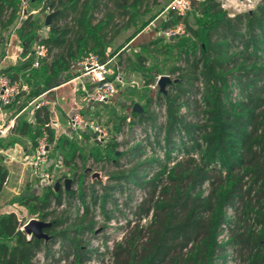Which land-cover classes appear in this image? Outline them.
Masks as SVG:
<instances>
[{
	"label": "trees",
	"instance_id": "16d2710c",
	"mask_svg": "<svg viewBox=\"0 0 264 264\" xmlns=\"http://www.w3.org/2000/svg\"><path fill=\"white\" fill-rule=\"evenodd\" d=\"M150 2L28 0L29 7L45 14L44 19L57 12L46 37L39 41L47 50L46 58L32 67V46L41 25L29 14L16 31L27 59L1 73L12 81H19L21 74L33 95L44 93L60 79L61 83L71 79V68L87 56L93 54L106 62V50L121 32L136 27L134 35L140 33L148 22L137 27V21ZM22 4L21 0H0V44L20 17ZM191 5L193 25L172 13L162 24V31L179 24L184 29L180 40H175L178 36L167 39L176 51L177 63L169 72L176 76L175 82L166 87L165 94L158 93L156 102L165 108V122L157 123L152 96L146 99L142 114L131 111L137 123L155 129L152 143L164 151L165 160L144 159L147 148L153 149L149 141L124 153L116 152L110 143L93 144L90 160L110 169V185L101 186L99 197L94 189L97 182L89 192L83 188L89 173L79 174L81 156L74 144L55 138L47 108L35 110L33 124L17 120L13 132L28 138L33 146L43 131L47 133L51 155L63 157L72 184H79L77 191L65 194L71 202L78 200L84 211L73 218L56 215L63 191L55 192L51 186H45L42 194L28 196L21 206L49 223L44 230L48 241L28 239L20 229L25 222L15 213L0 214V264H33L42 251L48 259L50 246L57 241L63 248L61 258L68 264H86L91 256L89 235L95 236L93 210L98 204L106 223L114 215L122 216L123 209L132 212L133 219L122 227L124 236L114 245L109 264H215L224 258L228 245L241 264H264V0L254 10L233 16L217 0H192ZM234 49L239 52L233 54ZM137 60L139 65L146 61L140 56ZM120 122L119 126L125 118ZM173 152L181 157L169 167ZM7 176L0 158V189ZM65 178L69 176L59 172L57 181ZM137 190L145 196L131 208ZM53 203L55 210L50 211ZM227 210L233 212L231 220ZM223 226L228 240L219 244Z\"/></svg>",
	"mask_w": 264,
	"mask_h": 264
},
{
	"label": "rangeland",
	"instance_id": "374dc122",
	"mask_svg": "<svg viewBox=\"0 0 264 264\" xmlns=\"http://www.w3.org/2000/svg\"><path fill=\"white\" fill-rule=\"evenodd\" d=\"M21 1L23 3L21 9L23 8L22 10H24L27 15L31 14L42 27V25H44L45 14L40 13V10H35V8L29 7V4L27 3L28 0ZM171 1L172 0H151L146 14L140 17L137 21V27H139L143 22H148V25H146L139 34L144 33L145 36V29H147V27L150 28L146 33L147 37H144L141 43L133 46L128 45V47H126V43L131 37L134 36L136 32L135 27L121 32L112 41L108 50H106V53L108 55L107 61L109 62L108 69L110 72V78L119 75L123 79L124 85L117 86V95L107 104L99 106L97 109V113H94L93 117L110 132V135L112 137V141L110 143L111 147L119 153L125 152L128 141H130V131H132V129L137 126V120L131 117V111H133V107L135 105H138L143 110V108H145L146 99L148 98V96H152L154 100V103H152L154 106L152 107L156 109V102L159 93V87L157 85L155 87L157 79L161 76H170L171 78L172 74H170L169 72L171 68L177 63L176 51L171 50L170 46L167 44V38L160 35V33L162 32V24L167 20L169 14L166 8ZM260 1L261 0H220L218 2H220L221 7L226 10L229 16H233L238 13H244L254 10V8L259 5ZM24 18L25 17L21 16L18 18V21L10 29L12 30V33L15 31V29L18 28L19 21ZM183 18H185L189 22V24H194L192 7L191 11L188 12ZM177 36L178 37L175 39L176 41L183 38V34H179ZM175 37L176 36H174L173 38ZM173 38H171L170 40H172ZM156 41L157 43L150 45L151 42ZM120 46H124V48L121 49L116 55L111 56V54L118 51V48H120ZM238 52V49H234L232 51L233 54H237ZM119 53H121V56L118 58ZM138 56H140V58L146 59V61L143 64L139 65L137 60ZM119 62H121V65H119ZM177 65H180V63ZM151 80H153L154 82L148 85L147 82ZM19 81L25 86L26 89L22 92L20 98L13 102V104L10 106V109H17V111L21 110V108L25 106L27 102L31 101L32 99H36L35 95H33L34 92L32 91L31 87L27 85L26 78L23 77ZM165 91H168V89L166 88ZM122 118H125V120L129 119L130 123L125 122L124 124L119 126L121 123L120 119ZM123 130L127 131L124 134L123 139L119 141L118 136ZM11 137L12 136H7L6 138L1 139L0 146L2 142L4 145L11 146L13 142L17 141L16 139ZM70 137L71 143L74 144L77 152L81 156V159L78 161L77 165L79 174H82L84 170L86 171V169L88 170L89 175L84 179L83 188H85V190L89 192L91 190L89 177H91L93 170L103 172L104 175L107 176V174L110 173L109 166L92 163L88 155L90 149L94 145L89 137H82L81 139H79L74 134H72ZM157 156L160 158L159 155ZM5 157L6 155L4 156V158ZM158 157H154L152 155L146 160H160ZM163 160H165V157H163ZM4 165L6 164L4 163ZM10 171H12L11 167ZM65 174H67L69 176V179H71V173ZM17 178L18 176L16 174H13L6 188L0 192V203L3 204L5 210H13L17 214V216L25 223L31 219L38 220L36 219L35 215L30 214L28 209L21 207L20 203L28 196L42 194L45 186L40 182V180H36L34 178L25 177L21 182H19ZM105 184L110 185L108 179L106 180ZM74 185V188H79L78 183H75ZM63 203L64 208L59 207V209H56V215H59V213H65V215L71 216L73 218V216L77 214L76 205L71 201L66 200L63 201ZM52 210H55V207H51L50 211ZM99 214L96 213L95 210V216L97 220L95 227L98 230L95 237L91 238L89 240L90 242L88 243L90 244L91 248H93V246L96 247L97 245L98 247L106 250L107 243H105V239H119V237L121 236L122 224L124 223V221L129 220L130 217H127V214L123 213L124 216L121 217L119 215L118 217L121 218L114 223L113 227H109L101 217V209ZM98 216L101 217V220L97 218ZM227 218L229 220L233 218L232 210H227ZM218 236H221L222 244L227 242V240L225 241L226 238L225 235H223V232L219 233ZM50 251V255H54V253H52V247L50 248ZM91 257H93V255ZM93 258L95 262L93 261L91 262V264H97L98 262H100L99 264H103V262L101 263V261L102 259H105L103 255L97 254ZM37 262L38 260H35L34 264H36ZM223 262H225L224 264H241V260L238 254L230 245L227 246L224 258L217 259L215 261V264H223Z\"/></svg>",
	"mask_w": 264,
	"mask_h": 264
},
{
	"label": "built area",
	"instance_id": "2783aa9c",
	"mask_svg": "<svg viewBox=\"0 0 264 264\" xmlns=\"http://www.w3.org/2000/svg\"><path fill=\"white\" fill-rule=\"evenodd\" d=\"M191 2H192V0H172L168 4L166 10L169 13L174 14L175 16L183 18L186 16V14L188 12L191 11V7H192ZM22 9L20 11V16L26 18L27 14ZM183 33H184L183 26L181 24H179L178 26H176L174 28H170V29H166V30L162 31L160 33V35H162L163 37H165L167 39L168 38L171 39L174 36H177V35L183 34ZM46 54H47V50H46L45 46L38 44L34 50V62H33L32 67L37 68L39 66L40 61L46 58ZM108 63H109L108 61L102 62L98 56L91 54V55L87 56L86 58H84L82 61H79L75 64L76 67H78L79 71H80L79 75L77 77V79H79V81H80L79 82L80 90L83 93L84 101L86 102L87 108L89 109L90 113L92 112V110L94 108H96L98 106L105 105L109 101H111V99H113L118 93L117 86H119V85L123 86L124 85V81L119 75H116L112 80H110V72L108 69ZM166 77H168L170 80L172 78L171 81H174L176 78L175 75H172L171 78H170V76H166ZM159 78L160 77H158V79ZM158 79H157V81H158ZM156 85H157V82L155 84V87H156ZM25 89H26L25 86L20 81H12L7 75L0 72V105L1 106H3V107L11 106L13 104V102H15L17 99L20 98L22 92ZM48 91H50V90H48ZM48 91H46V92H48ZM37 100H38V98L33 99L29 102V106H31V107L33 106L32 107L33 111L38 110L39 108H42V107H46L48 105V102L45 100H41L38 103L36 102ZM156 107H157L156 109L153 108V111L157 115V123L162 124L165 122V108L160 107V106L159 107L156 106ZM181 113H184L183 109L181 110ZM126 122L130 123V120L126 119ZM136 124H137V126L135 128H133L132 131H130L131 132L130 134L133 137L130 136V141H128L129 144L126 146L125 150L132 147V145L134 146L136 144H140V145L145 146L146 141H149L150 143H152L154 141V134H155L154 128H151L146 123L139 124L136 122ZM67 125H68V128H69L71 134L76 135L79 139H81L83 137V135L87 134L91 138H92V136H95L96 142L93 138H92V141L98 145H104L107 143H111V141H112V137L110 135V132L107 130V128L103 127L96 119H94L92 114H87V115H84L81 113L72 114L68 118ZM126 131L127 130H125V131L123 130L120 133V135L118 136L119 141H121L123 139V136L126 133ZM5 133H6V129L5 130L0 129V136L5 135ZM151 146L153 147V149H150L151 147L147 148L148 153L146 156H144V159L148 158L152 155L154 157H158L157 155H159L160 158L159 157L158 158L160 160L161 159L163 160L164 151L161 150V148H159V147H155L153 143ZM49 154H50V152H49V142H48L47 133L45 131H43L42 135L39 138H37V140H36L33 155L30 158H24V161L27 164V166L29 167L32 176L34 178L40 180V182L43 183L44 185L51 186V188L55 191V184L56 183L59 184V188L55 192H58L60 189L63 191L62 205L60 206V208H64L63 201H65V200L69 201L66 194H65V192L67 191L65 189V181L67 179H63L61 183H59L57 181V177H58L59 172H61L64 169L63 157L62 156L56 157L54 159L53 163L50 165ZM180 157H181V155L179 153L173 152L171 154V159L169 161V167L173 166L175 164V160L179 159ZM49 165L51 166L50 169H49ZM86 171H87V169H86ZM93 173H99L100 177L105 179L104 182H98L96 180H92L91 177H89L90 185L93 182L98 183V184L94 185L95 194L97 196L101 197L102 196V187L101 186L106 185L105 183L107 180V176H105L103 172L96 171V170H93ZM73 185L74 184H72V180H71L70 189L77 191V188H74L75 185L74 186ZM144 196H145L144 192L137 190L135 193L134 201H133V203L130 204V207L134 208L138 203H140L142 201ZM72 203L75 204L77 207V214L82 215L84 208L79 203V201L74 200V201H72ZM52 207H55L54 203H53ZM121 207L122 206L120 205L119 208H121ZM99 208H100L99 204L94 207V210H93L94 216H95V210H96V213H98V214L100 213ZM105 208H106V210H110L111 209L110 204H107L105 206ZM56 209H59V207ZM123 213H126L127 217H130V218H129V220L124 221V223L122 224V227L126 224L127 221H131L133 219L132 218V212L130 209H123ZM123 216H124V214L121 217H123ZM101 217H102V215H101ZM101 217L98 216L97 218L101 220ZM121 217H118V215H114V217L111 218V220L107 222V225L109 227H113L114 223L116 221H118ZM102 219H103V217H102ZM94 220L97 223L96 216H95ZM123 220H125V219H123ZM28 222H26L20 228L22 231H24V227ZM142 223L145 224V219L142 220ZM97 230L98 229H96V227H95V235L97 233ZM222 232H223V235H225V238H226L225 241L228 240L227 231H226L224 226H223ZM123 236H124V231L121 228V236L119 237V239L116 238L117 241L113 240L112 238H108V239L106 238L105 239V243H107L106 250L101 248V247H98L97 245H96V247L93 246V248H91L89 243L87 246V250H89L91 252V256L93 255V257L96 254L97 255H103V257L105 259H102L101 263L103 262V264H109L110 263V256H111V252L113 250V247L117 242L121 241ZM29 237H30V235H28V239H29ZM89 238L90 239L93 238V237H91V234L89 235ZM47 241L48 240H46V242ZM217 241L219 244L221 243V236L217 237ZM101 243H102V240H101ZM51 247L53 249L52 253H54V255H51V256H49L48 259H46L45 254L42 251L35 256V258L33 260V264L35 263V260H38V262L36 264H68V262L65 259L61 258L63 255V248L61 246L60 241L59 242L57 241L55 244L50 246V248ZM91 256H90V259L86 262V264H91V262L94 261V258ZM58 259L60 260L58 263L54 262V260H58ZM71 259L72 258H69V260H71ZM99 263L100 262H98L97 264H99Z\"/></svg>",
	"mask_w": 264,
	"mask_h": 264
},
{
	"label": "crops",
	"instance_id": "0c3cea01",
	"mask_svg": "<svg viewBox=\"0 0 264 264\" xmlns=\"http://www.w3.org/2000/svg\"><path fill=\"white\" fill-rule=\"evenodd\" d=\"M24 19H21V21H19V26ZM10 29L8 30V33L5 37V43L0 44V72H2V70L8 67L17 66L21 63H24L27 59V57L22 56L23 46L16 34L17 29H15L13 33L11 32L12 30ZM149 29H150L149 27L145 29V36L144 33L141 34L138 33L139 35L136 34L133 37H131L126 43L127 45L126 47H128V45L133 46L141 43L142 39L144 37H147L146 33L149 31ZM47 32H48L47 27H45V25H42V27H40L38 31L37 39L34 42L35 45L33 44L32 46L33 51L35 50L36 46L39 44V41L42 38L46 37ZM110 45L108 46V48L110 47ZM123 48L124 46L121 49ZM78 70L79 68L76 67V65H74L69 71V74L72 76L71 79H69L67 82L64 83L60 82V85L58 87L52 88L48 92L40 93L37 96H35V98H38V100L36 101L37 103L40 102L41 100H45L48 102V105L45 108H47V110L50 113L51 127L54 129L55 138L63 137L65 140H67L70 143H71L70 136L72 134L67 125L68 118L75 113H81L84 115L87 114L94 115V113H97V109L99 107L98 106L94 108L91 113L89 112V109L87 108V104L84 101L83 93L80 90V85H79L80 81L79 79H77L78 74L80 72V71L78 72ZM75 75L77 76L75 77ZM21 78L22 77L20 74V79ZM29 102H27L26 105L23 106L21 110L18 111L17 109H10L11 108L10 106L3 107L0 105V129L1 130L6 129L5 135L0 136V143H1V139L6 138L7 136H12L11 138L17 140L13 142L11 146L4 145L3 142L0 146L1 165L8 172L7 179L3 187L0 189V192L6 188L13 174H16L18 176L17 179L19 180V182H21L25 177L34 178L31 174L29 167L25 163L24 158H30L33 155L35 146L32 145V143L28 138L24 136H20L13 132V127L15 126L17 120H20L22 118L25 119L28 123L33 124V114L35 111H33L32 108H29L31 107L29 106ZM83 137H89L91 142L95 144L92 141V138L87 134L83 135ZM50 151L51 150L49 149V152ZM5 155L6 157L4 158ZM49 158H50L49 163L51 165L54 161V157L51 155V152L49 154ZM4 163L6 165H4ZM50 165H49V169L51 168ZM10 167L12 168V171H10ZM61 172L70 173V170L63 169ZM65 179H69V178H65ZM5 213H15V212L13 210L10 211L5 210L3 204L0 203V214H5Z\"/></svg>",
	"mask_w": 264,
	"mask_h": 264
},
{
	"label": "water",
	"instance_id": "95a60500",
	"mask_svg": "<svg viewBox=\"0 0 264 264\" xmlns=\"http://www.w3.org/2000/svg\"><path fill=\"white\" fill-rule=\"evenodd\" d=\"M220 1V0H217ZM239 1H243V0H239ZM57 14V12H52L50 14H48L45 19H44V25L45 27H48L50 25L51 19ZM61 79L59 80V82L53 87L56 88L60 85ZM174 81H171L168 77L166 76H161L158 81H157V85L159 87V92L165 94L166 91V87L172 83H174ZM133 112L138 113V114H142L143 110L140 106L135 105L133 107ZM92 138L95 140V136H92ZM88 172V170H87ZM91 179L92 180H96L98 182H104L105 179L100 177L99 173H92L91 175ZM70 186H71V180L67 179L65 181V189L68 191L70 190ZM59 188V184L56 183L55 184V191L58 190ZM49 226V223L46 222H41L39 220H35V219H31L24 227V231L27 235L30 236H34L36 238H40V239H44V240H48L47 235L44 233V230ZM262 246L264 248V237H263V241H262Z\"/></svg>",
	"mask_w": 264,
	"mask_h": 264
}]
</instances>
